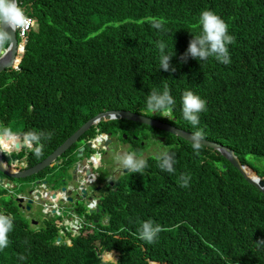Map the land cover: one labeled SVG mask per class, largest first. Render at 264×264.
I'll return each instance as SVG.
<instances>
[{"label": "trees", "instance_id": "obj_1", "mask_svg": "<svg viewBox=\"0 0 264 264\" xmlns=\"http://www.w3.org/2000/svg\"><path fill=\"white\" fill-rule=\"evenodd\" d=\"M17 1L34 27L19 39L14 66L0 75V124L7 135L2 142L6 150L13 147L4 160L11 169L42 163L100 113L157 117L145 110L147 96L167 85L175 105L163 121L190 133L203 129L205 139L234 150L257 172L250 157L264 161V0ZM204 10L220 16L234 37L227 65L214 58L182 59L200 34ZM154 21H163V30L153 28ZM158 41L174 55V72L160 69ZM9 44L6 37L0 55ZM185 90L207 102L198 128L183 118ZM124 126L162 137L156 144L174 155L175 172L161 171L158 157L150 155L146 193L137 194L141 183L133 181L129 193L111 191L94 215L74 207L90 223L80 235L66 232L53 217L43 218L42 226L31 224L10 190L0 192V213L14 218L0 264H264L260 190L219 152L202 146L196 156L190 142L145 124L106 121L85 137L125 142L124 135L132 134ZM30 133L39 134V142L29 140ZM136 147L131 152L145 145ZM54 169L26 181H44ZM181 174L191 175L189 187L179 186ZM149 219L172 230L148 244L136 233L139 221Z\"/></svg>", "mask_w": 264, "mask_h": 264}, {"label": "clouds", "instance_id": "obj_2", "mask_svg": "<svg viewBox=\"0 0 264 264\" xmlns=\"http://www.w3.org/2000/svg\"><path fill=\"white\" fill-rule=\"evenodd\" d=\"M31 24L32 21L26 16L24 10L18 7L16 0H0V44H3L4 40L6 39V27L11 28L13 31H15L17 28L25 30ZM198 26L201 29L200 34L196 36L192 35L193 39L189 42L188 49L182 59L186 61L189 57H191L198 61L205 62L209 58H214L216 61L222 64H229L231 61L229 57L228 45L234 43V37L232 35H229L228 25L226 24V22L213 11L204 10L200 13ZM152 27L158 30H163V21H154L152 23ZM17 39L19 42V39L21 40L22 38H19L17 36ZM19 45L22 47L20 42ZM156 46L159 49L160 69H163L166 72H174L175 68H173L170 63L174 55L166 52L167 45L163 41H158ZM174 105L175 100L170 94L168 86L165 85L162 92L152 90L148 94L145 110L153 114L159 113L161 116L169 119L172 115ZM181 105L183 118L188 121L190 125L193 126V128H198V126L200 125V114L207 110V102L191 90H185L181 97ZM0 135L7 139V136H4L2 134ZM29 135L31 137V140L35 142H39L41 138L39 134L30 133ZM100 138L101 137H98V139ZM104 139L107 138L105 137ZM204 140L205 135L203 129H199L191 133L190 143L192 150L196 156H200L203 146L202 142ZM36 152L37 155H39L40 149L37 148ZM115 160L123 170H129V174L139 173L143 175L144 169L147 167L146 160L142 157H138L137 153L134 151L124 152L122 154L118 153L115 156ZM158 160V167L161 169V171H166L170 174L175 172L174 164L176 161L173 154H170L168 151H164L160 153ZM190 180V174H181L178 179V184L180 187L186 188L189 187ZM1 181L2 185H4L2 179ZM37 192H39V189ZM45 193V191L41 192V194ZM46 205L52 206V214L46 215L44 213V208L46 207ZM62 206L63 205L59 206L56 203L52 204L48 201L44 206L40 207L42 208V213L44 216L55 218L58 216L56 215V211L58 209L61 211ZM95 206L97 209H99L96 201ZM73 213H76L77 216L81 217L74 209L70 212L71 217ZM60 216H62V214ZM13 220V217L0 213V251L7 248L10 243L8 236L14 228ZM89 224L90 223L88 219L85 228ZM171 230L172 228L163 227L160 224L155 223L153 220L149 219L147 221H139V227L137 228L136 235L138 239L148 244H153L156 242L161 232ZM81 232L76 235H80ZM258 244H264V240H261Z\"/></svg>", "mask_w": 264, "mask_h": 264}, {"label": "water", "instance_id": "obj_3", "mask_svg": "<svg viewBox=\"0 0 264 264\" xmlns=\"http://www.w3.org/2000/svg\"><path fill=\"white\" fill-rule=\"evenodd\" d=\"M18 5V1L16 0ZM6 30V37L9 39L10 44L2 51L0 55V75L7 71V69L12 68L14 66L15 60L18 55H20L21 46L19 45L16 30L13 31L11 28H5ZM113 120H128L133 121L141 124H145L154 128H159L165 130L173 135L182 138L188 142H190L191 133L187 132L183 129L177 128L170 124H167L160 119H155L152 117H148L146 115L125 112V111H106L100 113L96 117L92 118L89 122L84 124L74 135L68 138L63 144H61L53 153H51L42 163L38 164L37 166L30 168L24 171H16L11 169L4 160L5 154L7 152H12L6 150L2 140L6 139L5 137L0 135V174L5 178L12 180V181H26L32 179L34 177L39 176L42 172L52 169L56 166L61 165V159L63 154L68 150L71 149L75 144H77L83 136H85L93 127L100 125L106 121H113ZM2 125L0 124V129ZM103 137L97 139V143L101 144ZM31 140V139H29ZM203 146L211 148L217 152H219L224 159L227 160L229 164H231L237 171H239L242 176L248 181L251 185L255 186L258 190H260L264 194V179L259 177L257 172L249 167H246L239 157L235 154L234 150L229 149L227 146L216 143L210 140L205 139L203 142ZM92 147V144H90ZM95 149V148H94ZM85 148L82 149L81 156L84 155ZM129 171V170H128ZM63 183L66 184V181ZM56 185H50L48 181H39L37 183L31 182L30 186L28 187V192L16 194L11 192V194L15 197L18 206L21 209L32 211L34 205L44 206L48 201L56 203L59 205V202H63L66 198L67 188L62 187L60 191L55 190ZM39 189V192H37ZM45 191V194H41V192ZM87 191L84 190V193ZM62 196V197H61ZM70 196V195H68ZM68 201L73 202V198L68 197ZM75 203V202H73ZM27 204V205H26ZM78 205V204H77ZM26 206V207H25ZM60 206V205H59ZM100 211V210H99ZM55 212V210H54ZM91 213H94V209H91ZM110 221V217H107L108 224ZM34 224H38V221H34Z\"/></svg>", "mask_w": 264, "mask_h": 264}, {"label": "flooded vegetation", "instance_id": "obj_4", "mask_svg": "<svg viewBox=\"0 0 264 264\" xmlns=\"http://www.w3.org/2000/svg\"><path fill=\"white\" fill-rule=\"evenodd\" d=\"M154 118L163 121V117L160 115H157V117ZM164 122L175 126L173 123H168L167 121ZM91 130L90 132L93 134V130ZM122 130H126L132 134L131 139H128V137L124 135L126 141L122 142L125 145L130 146L127 152H131V149L136 145V148H138V144L145 145V148H141V150L136 151L138 157L143 158L144 155L152 148L156 151V147H161V152L164 151V147L162 145L156 144V142H161V140L164 141L162 137H157L156 139L153 135L154 132H149L147 128H139V130H136L134 127L124 126L122 127ZM136 131H138L139 136L133 134ZM92 134L90 133V135H87L86 137L83 136L77 144L63 154L61 165L58 166L57 171L58 173H60V171L70 172L73 177V183L71 185H62V187L64 186L67 188V192L66 198L63 202H59V205L70 207L74 210L75 208L87 206L86 210L90 212V215L100 212V209H97L95 206V201L98 206L102 205V201L106 199L111 191L118 192L121 190L122 192L129 193L131 190L130 183L133 181L141 183V188L137 191V194L141 195L142 193H146L148 191V173L146 171H144L143 175L139 173L136 175L129 174L127 169H118L115 163L114 152L118 151L115 147H117L121 141L116 140V138L102 139V143L99 144L97 143L98 137L91 138ZM167 134L170 133L167 132ZM140 138H144V140L140 141ZM146 139H150L153 144L148 145V141L147 143L145 142ZM90 144H92V147H90ZM83 148H85V151L84 155L81 156ZM150 155L159 157L160 153H148L146 159H148ZM97 170L99 173H97ZM103 174L107 176L104 175L103 177ZM39 181L41 180L34 181V183ZM106 188H108V190H105ZM57 190L60 191L59 189ZM84 190L87 192L84 193ZM100 192L102 193V196H100ZM68 197L73 198V202L75 203L68 201ZM82 204H84V206H81ZM91 209H94L93 214L91 213ZM40 210H42V208Z\"/></svg>", "mask_w": 264, "mask_h": 264}, {"label": "rangeland", "instance_id": "obj_5", "mask_svg": "<svg viewBox=\"0 0 264 264\" xmlns=\"http://www.w3.org/2000/svg\"><path fill=\"white\" fill-rule=\"evenodd\" d=\"M0 133L3 134L4 136H7L6 134H4L3 129H0ZM3 141H5V139ZM7 143L8 142H6V144ZM150 144H153V142H151L149 140L148 145H150ZM129 147L130 146L125 145L124 143L120 142V144H118L117 147H115L118 151L114 152V156H116V154H118V153L122 154L124 152H127ZM8 150H13V147L12 148L10 147V149H8ZM148 153H156V154L162 153L161 147H156V151L154 148H152L150 151H148L144 155L143 159H146V157L148 156ZM250 162L257 169L258 173H261V174L264 173V161L263 160H259L255 156H251ZM115 163H116L118 169H122L116 160H115ZM57 171H58V168H55L51 173L47 174L46 179H45L49 182L50 185H52V184L56 185L55 190L61 189L62 185L65 184V183H63V181H66L67 186L71 185L73 183V177H72L70 172H67V171L61 172L59 170L60 173H58ZM97 173H99L98 170H97ZM104 175L105 174H103V177H104ZM105 176H107V175H105ZM3 183H4V185L0 186V192L7 193V194L9 192V190L12 191L13 193H16V194L28 192V187L30 186V182L27 183V181H12L9 179H3ZM105 190H108V188H106ZM100 196H102L101 192H100ZM81 206H84V204H82ZM33 208H34L33 209L34 213L32 214V213L27 212V213H25L26 217L28 218V215H30V218H28V219H30L29 221L31 222V224H32V222L34 224V221L37 220V221H40L41 226H42L43 218H46V216L43 215L42 210L40 211L41 207L39 205H34ZM84 208H87V206L82 207L80 209H84ZM61 211H62V216H57L55 218L60 219L62 221L64 218H72L70 216V212L73 211V208L62 206ZM78 215H80V214H78Z\"/></svg>", "mask_w": 264, "mask_h": 264}, {"label": "built area", "instance_id": "obj_6", "mask_svg": "<svg viewBox=\"0 0 264 264\" xmlns=\"http://www.w3.org/2000/svg\"><path fill=\"white\" fill-rule=\"evenodd\" d=\"M27 17L32 21V24L25 30H21L19 28L16 29L17 36L22 39L29 34V32L31 31L34 25L32 18H30L29 16ZM1 185L2 183L0 181V186ZM44 213L46 215L52 214L53 213L52 206L46 205V207L44 208ZM61 214H62L61 211L58 209L56 211V215L60 216ZM87 221L88 220L86 215H84L83 217H79L76 215V213H73L71 219L64 218L63 221L60 222V227L63 228L66 232L76 235L85 228V226L87 225Z\"/></svg>", "mask_w": 264, "mask_h": 264}, {"label": "crops", "instance_id": "obj_7", "mask_svg": "<svg viewBox=\"0 0 264 264\" xmlns=\"http://www.w3.org/2000/svg\"><path fill=\"white\" fill-rule=\"evenodd\" d=\"M0 181H1V179H0ZM1 183H2V181H1ZM11 192H12V191H10V193H11ZM25 212H26V213H27V212H28V213H31V212H29V211H27V210H25ZM32 214H33V213H32ZM28 216L30 217V215H28ZM36 221H37V220H36ZM35 225H36V226L39 225V221H38V224H35Z\"/></svg>", "mask_w": 264, "mask_h": 264}]
</instances>
